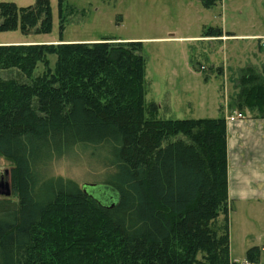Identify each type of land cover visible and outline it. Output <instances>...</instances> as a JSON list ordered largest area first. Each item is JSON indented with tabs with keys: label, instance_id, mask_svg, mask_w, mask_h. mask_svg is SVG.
Masks as SVG:
<instances>
[{
	"label": "trees",
	"instance_id": "trees-1",
	"mask_svg": "<svg viewBox=\"0 0 264 264\" xmlns=\"http://www.w3.org/2000/svg\"><path fill=\"white\" fill-rule=\"evenodd\" d=\"M51 25L49 0L0 3V32ZM38 63L46 70L34 75ZM237 84L231 108L264 121V72L246 67ZM145 86L137 42L0 46V156L18 196L0 203V264H232L225 119H158ZM77 146L101 147L124 167L128 181L103 185L112 204L32 175Z\"/></svg>",
	"mask_w": 264,
	"mask_h": 264
},
{
	"label": "rangeland",
	"instance_id": "rangeland-1",
	"mask_svg": "<svg viewBox=\"0 0 264 264\" xmlns=\"http://www.w3.org/2000/svg\"><path fill=\"white\" fill-rule=\"evenodd\" d=\"M34 2L0 0L17 7ZM49 3L52 27L48 34L0 32V46L140 43L145 60V107L159 106L158 119H215L233 110L224 118L230 121L238 112L231 102L238 92L241 70L252 67L257 73L264 72V0H214L209 7L200 0H65L61 32L58 0ZM209 28H219L222 35L205 37ZM47 57L52 68L55 58ZM45 70L38 63L34 75ZM243 114L254 117L246 111ZM11 168L12 163L0 156V175L8 174L11 193L0 196V203H18L11 190ZM32 175L42 180L61 177L81 188L129 180L124 167L96 146H77L45 167L37 166ZM228 208L229 254L234 263L230 262L264 264V203L236 200Z\"/></svg>",
	"mask_w": 264,
	"mask_h": 264
},
{
	"label": "crops",
	"instance_id": "crops-1",
	"mask_svg": "<svg viewBox=\"0 0 264 264\" xmlns=\"http://www.w3.org/2000/svg\"><path fill=\"white\" fill-rule=\"evenodd\" d=\"M242 115L243 119L226 120L229 204L236 200L260 204L264 203V121Z\"/></svg>",
	"mask_w": 264,
	"mask_h": 264
},
{
	"label": "water",
	"instance_id": "water-1",
	"mask_svg": "<svg viewBox=\"0 0 264 264\" xmlns=\"http://www.w3.org/2000/svg\"><path fill=\"white\" fill-rule=\"evenodd\" d=\"M83 189L85 192H88L89 194H91L92 197H94L95 199H100V200H104L107 201V203L112 204L115 200V194L106 186L103 187H99V186H83ZM103 193V194H102ZM10 185L8 182H0V196H4V197H9L10 196ZM105 197H108V199H106ZM105 198V199H104Z\"/></svg>",
	"mask_w": 264,
	"mask_h": 264
},
{
	"label": "built area",
	"instance_id": "built-area-1",
	"mask_svg": "<svg viewBox=\"0 0 264 264\" xmlns=\"http://www.w3.org/2000/svg\"><path fill=\"white\" fill-rule=\"evenodd\" d=\"M261 40L263 41V42H261V44L264 45V38L261 39ZM234 117H236V119H242L243 118V115L240 114V113H238V112H235L234 115H231L230 121H233L235 119ZM250 264H253V263H250Z\"/></svg>",
	"mask_w": 264,
	"mask_h": 264
},
{
	"label": "flooded vegetation",
	"instance_id": "flooded-vegetation-1",
	"mask_svg": "<svg viewBox=\"0 0 264 264\" xmlns=\"http://www.w3.org/2000/svg\"><path fill=\"white\" fill-rule=\"evenodd\" d=\"M5 175H0V182L2 181V182H8L9 183V181H7L6 180V177L8 176V174L7 173H4Z\"/></svg>",
	"mask_w": 264,
	"mask_h": 264
}]
</instances>
